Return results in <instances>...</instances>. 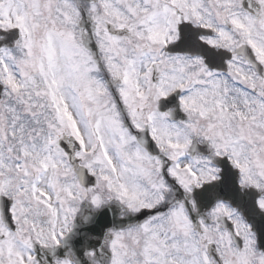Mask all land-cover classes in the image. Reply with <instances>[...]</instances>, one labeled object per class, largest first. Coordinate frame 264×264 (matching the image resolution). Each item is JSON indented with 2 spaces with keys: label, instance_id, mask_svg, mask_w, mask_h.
<instances>
[{
  "label": "snow or ice",
  "instance_id": "obj_1",
  "mask_svg": "<svg viewBox=\"0 0 264 264\" xmlns=\"http://www.w3.org/2000/svg\"><path fill=\"white\" fill-rule=\"evenodd\" d=\"M0 264H264V0H0Z\"/></svg>",
  "mask_w": 264,
  "mask_h": 264
}]
</instances>
